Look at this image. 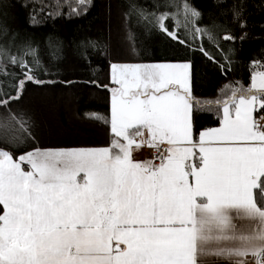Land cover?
I'll use <instances>...</instances> for the list:
<instances>
[{"label":"snow or ice","instance_id":"6c2138e0","mask_svg":"<svg viewBox=\"0 0 264 264\" xmlns=\"http://www.w3.org/2000/svg\"><path fill=\"white\" fill-rule=\"evenodd\" d=\"M165 19L157 22L168 32ZM4 57L27 71L11 85L15 94L0 90V108L27 132L10 106L25 81L42 82L0 48ZM112 71L118 151L36 148L14 158L0 148V264H206V257L264 264V71L249 88H233L221 127L198 140L190 63ZM142 147L154 148L160 163L134 161Z\"/></svg>","mask_w":264,"mask_h":264},{"label":"trees","instance_id":"16d2710c","mask_svg":"<svg viewBox=\"0 0 264 264\" xmlns=\"http://www.w3.org/2000/svg\"><path fill=\"white\" fill-rule=\"evenodd\" d=\"M184 3L199 16H186ZM165 13L176 39L157 22ZM0 48L42 82L25 81L10 106L27 132L0 108V148L14 158L36 148L109 146L113 63L189 62L198 138L220 124V102L233 88L247 89L264 69V0H0ZM0 69V90L15 94L11 85L27 69L6 57Z\"/></svg>","mask_w":264,"mask_h":264},{"label":"rangeland","instance_id":"374dc122","mask_svg":"<svg viewBox=\"0 0 264 264\" xmlns=\"http://www.w3.org/2000/svg\"><path fill=\"white\" fill-rule=\"evenodd\" d=\"M182 63H189V62H151V63H113L112 65H154V64H182ZM112 65H111V70H110V75H111V80L112 82L116 85L114 87V89H117L119 88V85L116 84L113 80V71H112ZM256 66V64H255ZM258 71L257 69L255 70V72ZM169 87H172L174 89H178L179 88V85H170ZM189 87H190V98H191V101H193V95H192V89H191V75H190V84H189ZM249 88V87H247ZM182 91V90H181ZM192 109H193V102H192ZM220 117H222L223 115V112H222V108L220 110ZM113 114H114V100H113V92H112V95H111V125H112V118H113ZM258 115V113H257ZM260 126H264V120L260 121ZM221 127V124L220 126ZM219 127H216V128H219ZM113 142L111 145L107 146V147H103V148H112V145L117 141V140H120L121 138L117 137L115 135V133L113 132ZM139 138V137H138ZM139 140V139H138ZM167 145V144H166ZM168 146V145H167ZM103 148H73V149H103ZM144 149H148V151H150V154H151V151L153 148H150V147H142ZM113 152H116L118 151V149H115V148H112ZM141 149L137 150L136 152L134 151L132 155H134V157L136 158V160L134 161H137V159H139L138 156L136 155H139L138 152L140 151ZM138 162H142L141 160H139ZM26 167V170H27V166Z\"/></svg>","mask_w":264,"mask_h":264},{"label":"crops","instance_id":"0c3cea01","mask_svg":"<svg viewBox=\"0 0 264 264\" xmlns=\"http://www.w3.org/2000/svg\"><path fill=\"white\" fill-rule=\"evenodd\" d=\"M258 71H256V72H260V71H264V69H257ZM255 71H254V73H253V76H254V74L256 73ZM252 82H253V77H252ZM252 82H251V84H252ZM257 83H259V79L257 78ZM251 84H250V86H251ZM249 86V87H250ZM228 92H230V91H228ZM228 99V98H227ZM226 99V100H227ZM225 101V100H224ZM221 103V104H220ZM219 104H220V110H221V108H222V104H223V101L222 102H220ZM211 105L210 104H204V108H206V109H211ZM220 124H221V121H220ZM220 124L218 125V126H215V127H212V128H208V129H213V128H216V127H219L220 126ZM193 125V124H192ZM111 127H112V125H111ZM208 129H205V130H208ZM205 130H202V131H205ZM201 131V132H202ZM114 136V135H113ZM145 137L147 138L148 137V134L147 133H145ZM137 139H140V138H137ZM194 139H196V140H198V138H196L195 136H194ZM113 142V141H112ZM112 144V143H111ZM110 144V145H111ZM103 148V147H102ZM70 149H73V148H70ZM198 151V150H197ZM136 152V151H135ZM138 154L139 155H136V156H138L139 157V159H137V161H139V160H141L142 162H144V161H148V160H152V158H151V156H150V151H148V149L146 148V149H144V148H141V150L138 152ZM132 158L134 159V160H136V158L134 157V155H132ZM153 161V160H152ZM158 165V164H157ZM81 175H83V174H81ZM255 190V189H254ZM253 190V191H254ZM247 260L248 261H253V257H251V256H248L247 257ZM205 261H206V264H231V261H229V260H226V259H221V258H216V257H206L205 258Z\"/></svg>","mask_w":264,"mask_h":264},{"label":"built area","instance_id":"2783aa9c","mask_svg":"<svg viewBox=\"0 0 264 264\" xmlns=\"http://www.w3.org/2000/svg\"><path fill=\"white\" fill-rule=\"evenodd\" d=\"M261 127H264V126H261ZM160 148L163 151V150L167 149L168 146L166 144H163V145H160ZM165 154H166V152H165ZM150 156H151V158L155 164L160 163V160L157 159L158 153L156 152V150L154 148L152 149Z\"/></svg>","mask_w":264,"mask_h":264}]
</instances>
